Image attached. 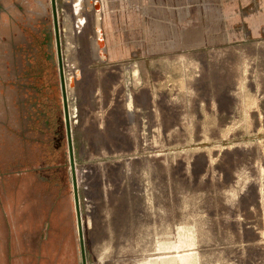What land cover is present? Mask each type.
<instances>
[{"label":"rangeland","instance_id":"rangeland-1","mask_svg":"<svg viewBox=\"0 0 264 264\" xmlns=\"http://www.w3.org/2000/svg\"><path fill=\"white\" fill-rule=\"evenodd\" d=\"M56 6L86 264H264V0ZM79 232L52 0H0V264Z\"/></svg>","mask_w":264,"mask_h":264},{"label":"water","instance_id":"water-1","mask_svg":"<svg viewBox=\"0 0 264 264\" xmlns=\"http://www.w3.org/2000/svg\"><path fill=\"white\" fill-rule=\"evenodd\" d=\"M97 3V7L100 9V5L98 1H95V6ZM52 6H53V15H54V29H55V35H56V45L58 49V60H59V67H60V77H61V83H62V93H63V103H64V115L66 119V127H67V133H68V139H69V148H70V154H71V166H72V172H73V183L75 186V198H76V211H77V217H78V228L80 233V241H81V251H82V257L83 262L86 264V258H85V247H84V241L82 236V224H81V211L79 207V196L77 193V177H76V169H75V161L73 156V146H72V138H71V123H70V111H69V102H68V92H67V83L64 73V66H63V56H62V48H61V26L58 19V13H57V6H56V0H52ZM102 39V38H101Z\"/></svg>","mask_w":264,"mask_h":264},{"label":"flooded vegetation","instance_id":"flooded-vegetation-1","mask_svg":"<svg viewBox=\"0 0 264 264\" xmlns=\"http://www.w3.org/2000/svg\"><path fill=\"white\" fill-rule=\"evenodd\" d=\"M55 30V29H54ZM40 35L42 36H39V37H36L34 39V41L32 42H36L40 48L38 49L39 51L37 52L38 54H41L43 51L42 49L46 46V45H52L53 44V32L52 31H49L47 30V28L44 27L43 25V28L41 27V31L39 33ZM55 40H56V35H55ZM57 46V45H56ZM57 52H58V49H57ZM44 53H46V51H44ZM46 55V54H45ZM48 55V54H47ZM49 56V55H48Z\"/></svg>","mask_w":264,"mask_h":264},{"label":"crops","instance_id":"crops-1","mask_svg":"<svg viewBox=\"0 0 264 264\" xmlns=\"http://www.w3.org/2000/svg\"><path fill=\"white\" fill-rule=\"evenodd\" d=\"M235 14H236V16H235V18L237 19V20H240V17H239V12H237V11H235ZM241 20H242V17H241ZM244 20V19H243ZM109 43V46H110V48H111V40L108 42ZM133 52V50H115V49H110V53H116V52Z\"/></svg>","mask_w":264,"mask_h":264},{"label":"bare ground","instance_id":"bare-ground-1","mask_svg":"<svg viewBox=\"0 0 264 264\" xmlns=\"http://www.w3.org/2000/svg\"><path fill=\"white\" fill-rule=\"evenodd\" d=\"M69 18H70V16H68ZM70 19H68V21H69ZM67 23H69V22H67ZM98 46V44L97 43H95L94 44V47H97ZM95 50H97L96 48H94ZM74 63V62H73ZM71 85L73 84V78H71Z\"/></svg>","mask_w":264,"mask_h":264}]
</instances>
